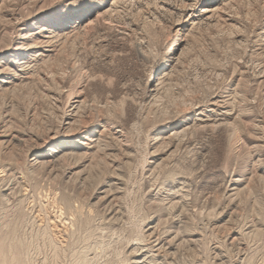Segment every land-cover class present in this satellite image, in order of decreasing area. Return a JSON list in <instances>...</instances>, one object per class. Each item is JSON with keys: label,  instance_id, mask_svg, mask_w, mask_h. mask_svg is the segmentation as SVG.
Returning a JSON list of instances; mask_svg holds the SVG:
<instances>
[{"label": "rangeland", "instance_id": "rangeland-1", "mask_svg": "<svg viewBox=\"0 0 264 264\" xmlns=\"http://www.w3.org/2000/svg\"><path fill=\"white\" fill-rule=\"evenodd\" d=\"M0 264H264V0H0Z\"/></svg>", "mask_w": 264, "mask_h": 264}, {"label": "bare ground", "instance_id": "bare-ground-1", "mask_svg": "<svg viewBox=\"0 0 264 264\" xmlns=\"http://www.w3.org/2000/svg\"><path fill=\"white\" fill-rule=\"evenodd\" d=\"M86 137V136H85ZM36 162H37V159L36 158H32L31 160H30V163H31V165H35L36 164ZM161 246H162V244H161Z\"/></svg>", "mask_w": 264, "mask_h": 264}]
</instances>
